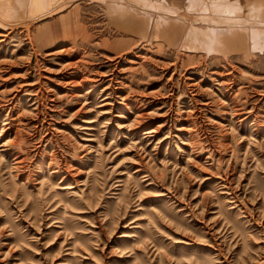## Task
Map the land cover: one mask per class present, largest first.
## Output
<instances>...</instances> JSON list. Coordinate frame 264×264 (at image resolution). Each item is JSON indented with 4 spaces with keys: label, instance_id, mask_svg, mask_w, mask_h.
I'll return each instance as SVG.
<instances>
[{
    "label": "rangeland",
    "instance_id": "374dc122",
    "mask_svg": "<svg viewBox=\"0 0 264 264\" xmlns=\"http://www.w3.org/2000/svg\"><path fill=\"white\" fill-rule=\"evenodd\" d=\"M55 1L0 0V264H264V50Z\"/></svg>",
    "mask_w": 264,
    "mask_h": 264
},
{
    "label": "crops",
    "instance_id": "0c3cea01",
    "mask_svg": "<svg viewBox=\"0 0 264 264\" xmlns=\"http://www.w3.org/2000/svg\"><path fill=\"white\" fill-rule=\"evenodd\" d=\"M39 2L48 5L57 1ZM91 2L104 4L108 19L132 35L159 38L169 45L182 40L184 48L203 49L207 53L247 54L257 47L264 50V0H185L184 8L172 5L169 0ZM29 3L39 4L33 0ZM193 14L200 19L196 16L198 19L194 20ZM197 26L207 30L199 33L195 31Z\"/></svg>",
    "mask_w": 264,
    "mask_h": 264
},
{
    "label": "bare ground",
    "instance_id": "6f19581e",
    "mask_svg": "<svg viewBox=\"0 0 264 264\" xmlns=\"http://www.w3.org/2000/svg\"><path fill=\"white\" fill-rule=\"evenodd\" d=\"M90 123V122H89Z\"/></svg>",
    "mask_w": 264,
    "mask_h": 264
}]
</instances>
